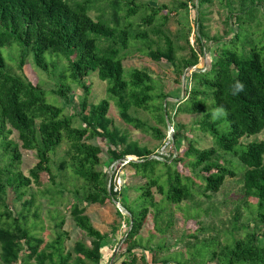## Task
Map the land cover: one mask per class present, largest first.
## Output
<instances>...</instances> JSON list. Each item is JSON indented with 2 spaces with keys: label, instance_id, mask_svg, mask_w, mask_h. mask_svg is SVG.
I'll use <instances>...</instances> for the list:
<instances>
[{
  "label": "trees",
  "instance_id": "trees-1",
  "mask_svg": "<svg viewBox=\"0 0 264 264\" xmlns=\"http://www.w3.org/2000/svg\"><path fill=\"white\" fill-rule=\"evenodd\" d=\"M213 1L198 0V6ZM181 7L188 8L187 4ZM92 11L99 13L95 20L90 16ZM172 13L176 10L166 5L148 8L138 0H0V264H101L105 236L93 228L84 209L75 204L70 213L76 227L91 240V246L78 242L70 253L65 248L68 238L63 231L65 220H59L56 238L45 244L36 231L41 222L35 197L25 201V207L16 215L11 210L9 195L13 193L17 201L24 200L32 184L41 187L44 174L55 185L50 158L66 144L69 151L61 170L68 166L75 178L83 182L84 202L106 206L119 200L113 189L108 190L106 175L96 170L101 164V149L89 142L103 138L117 146L116 133L111 131L113 122L107 118L111 101L117 106L121 120L138 131L148 133L144 124L130 113L132 110L155 114L159 124L167 125L164 105H157L164 97L156 94L151 76L140 70L126 74L123 62L132 46L144 44L149 53L141 50L139 53L154 63L165 61L174 67V43L162 31ZM197 25L201 28L200 20ZM149 28L155 29L164 48L150 46ZM237 29L232 30L235 34L230 40L214 46L212 70L192 75V88L177 104L176 113L201 116V132L215 142L207 150L190 145L186 154L195 159L192 169L201 170L202 196L210 199L208 194L220 193L227 178L237 177L236 171L220 164V153L237 159L243 166L245 205L248 212L255 213V220L263 230L246 233L221 250L213 245L203 247L199 253L202 264L206 258L219 264H264V142L241 144L244 138L264 132V18L257 22L255 31L241 24ZM197 42L205 49L201 38ZM215 42L220 43L219 39ZM12 45L19 48L20 71L30 57L35 67L44 72L54 67L53 58L66 62L59 90L65 107L52 105L40 86L6 71L1 51ZM198 60V54L192 50L190 58L183 60V69L194 68ZM91 74H97L107 84L108 99L92 107L85 117L86 100L79 105V113L76 110L67 115L65 108L76 107L69 97L71 86L81 88L88 97L90 88L84 81ZM237 82L243 85L240 91L236 90ZM77 117L82 118L86 128L74 127ZM225 121L230 126L228 131L223 128ZM13 134L17 135V142L10 139ZM155 134L162 139L159 131ZM239 147L242 150L238 151ZM20 149L36 152L38 156L39 162L28 177L19 169ZM109 153L119 162L137 158L128 166L146 180L139 188L138 202L133 206L122 204L130 215L126 245H137L151 210L154 218L158 217L159 205L154 202L153 189H157L168 206L175 207L198 194L192 180L178 169L182 161L179 157L171 163L150 160L154 154L137 145H130L120 154ZM160 166L166 168V173H157ZM24 248L26 260L20 262ZM140 260L141 264H148L144 255Z\"/></svg>",
  "mask_w": 264,
  "mask_h": 264
},
{
  "label": "rangeland",
  "instance_id": "rangeland-1",
  "mask_svg": "<svg viewBox=\"0 0 264 264\" xmlns=\"http://www.w3.org/2000/svg\"><path fill=\"white\" fill-rule=\"evenodd\" d=\"M138 3L148 8H160L166 5L170 10H176L162 30L174 43L175 66L165 61L154 63L144 53H139V50L149 53L150 49L147 45L132 46L123 62L125 72L129 74L133 70H140L151 76L157 89L156 94L164 97L157 102V105H164L163 113L166 114L168 123L167 125L159 124L155 114L130 111L144 124L148 131L145 134L122 121L117 106L111 101L107 118L113 122L111 131L116 133L117 146L111 145L107 139L103 138H96L89 142L101 149V164L96 170L106 175L108 190L113 189L119 196L117 202L120 207L114 200L106 206L84 202L86 193L83 190V182L75 178L72 170L67 168L68 166L65 170H61L62 161L69 151V146L66 144L50 158L55 185L50 183L48 176L44 174L40 180L41 187L32 184L28 190L29 195L21 201H17L15 195L10 193L9 202L11 210L17 215L25 207L24 202L30 200L32 196L35 197V206L39 208V222H41L36 231L44 239L45 244L56 238V226L60 219L65 220L63 231L68 234L65 248L66 252L70 253H73L74 246L78 242H83L87 247L91 246V240L76 227L71 217V206L77 204L79 208L85 210V215L90 219L93 228L105 236V241L101 244V264H141L140 259L143 255L148 264H202L203 259L199 253L203 247L213 245L217 250H221L228 242L241 239L246 233L260 232L263 227L256 222L255 213L248 212L245 205L243 170L241 169L243 166L237 159L220 153V164L236 171L237 177L227 178L220 193L208 194L210 199L202 196L201 170L192 169L191 164L195 159L186 154L190 145L197 150H207L213 148L215 142L210 136L201 132V116L179 115L176 113V106L183 99L186 91L192 88V75L197 71L212 70L214 46L230 40L235 34L232 30L238 31L240 24L244 27L249 26L252 31L256 30L257 22L264 18V0H214L203 7L198 6V0H138ZM183 4H187L188 8L181 7ZM98 15V12L90 13L94 20ZM199 20L201 28L197 25ZM154 30L149 28L147 31L150 36V46L153 49L157 46L164 48L163 41L155 35ZM199 38L205 46L203 50L197 42ZM218 39L220 43L215 42ZM192 50L198 54V63L194 68L184 70L183 60L190 58ZM1 52L6 71L23 76L34 86H40L47 93V99L52 105L65 107V102L59 94L60 75L65 72L67 65L64 60L53 58L51 62L54 67L44 72L35 67L30 57L20 71L18 70L21 56L19 48L16 45L7 46ZM181 72L182 76L179 77ZM84 84L90 88L88 97L81 88L71 86L72 92L69 97L71 105L76 107L74 110L73 107L65 108L67 115L75 113L76 110L79 113V105L86 100L87 112L83 115L85 117L92 107L108 99L107 84L102 83L97 74H91L85 79ZM223 116L225 118L224 113ZM169 124L175 127V134L171 137L172 143L166 146ZM74 127L84 129L86 125L82 118L77 117ZM223 128L224 131L230 128L226 121ZM154 130L159 131L163 136L161 140L158 139ZM10 139L17 142V135L13 134ZM262 141L264 142V132L259 136L244 138L241 144L247 146ZM130 145H137L151 151L154 155L150 157V160H169L171 163L177 157L182 159L177 167L183 176H188L192 180V187L198 192L193 200L175 207L168 206L164 198L158 194L157 189H153L154 202L159 205L158 217L154 218L153 210H151L140 232V239L137 245L133 246L125 244L126 235L131 227L128 226L130 215L124 210L122 204L125 202L128 206L135 205L141 195L139 188L144 186L146 180L128 166L130 162H136L137 158H127L119 162L113 160L109 153L116 151L120 154ZM240 150L242 147L238 148V151ZM20 152L22 163L19 169L28 177L29 172L39 162L38 156L36 152L21 149ZM157 173H166V168L160 166ZM235 217H238L237 222ZM212 240L216 241L215 244ZM26 256V248H24L20 262L25 261ZM205 264L219 263L206 258Z\"/></svg>",
  "mask_w": 264,
  "mask_h": 264
},
{
  "label": "built area",
  "instance_id": "built-area-1",
  "mask_svg": "<svg viewBox=\"0 0 264 264\" xmlns=\"http://www.w3.org/2000/svg\"><path fill=\"white\" fill-rule=\"evenodd\" d=\"M174 134H175V127L169 124V125H168L167 138H166V142H165L166 146H167V145L169 146V144L172 143V142H171V141H172V140H171V137H173ZM165 144H164V145H165ZM125 164H128V162H125Z\"/></svg>",
  "mask_w": 264,
  "mask_h": 264
},
{
  "label": "clouds",
  "instance_id": "clouds-1",
  "mask_svg": "<svg viewBox=\"0 0 264 264\" xmlns=\"http://www.w3.org/2000/svg\"><path fill=\"white\" fill-rule=\"evenodd\" d=\"M236 90L237 91H240V90H242V88H243V85L242 84H240L239 82H237V84H236Z\"/></svg>",
  "mask_w": 264,
  "mask_h": 264
},
{
  "label": "water",
  "instance_id": "water-1",
  "mask_svg": "<svg viewBox=\"0 0 264 264\" xmlns=\"http://www.w3.org/2000/svg\"><path fill=\"white\" fill-rule=\"evenodd\" d=\"M117 205L120 207V205L117 203Z\"/></svg>",
  "mask_w": 264,
  "mask_h": 264
}]
</instances>
